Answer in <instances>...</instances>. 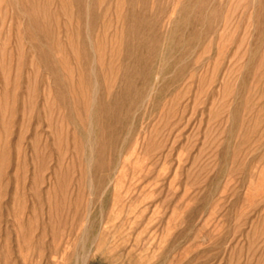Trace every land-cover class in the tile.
Masks as SVG:
<instances>
[{"label": "rangeland", "instance_id": "rangeland-1", "mask_svg": "<svg viewBox=\"0 0 264 264\" xmlns=\"http://www.w3.org/2000/svg\"><path fill=\"white\" fill-rule=\"evenodd\" d=\"M0 264H264V0H0Z\"/></svg>", "mask_w": 264, "mask_h": 264}]
</instances>
